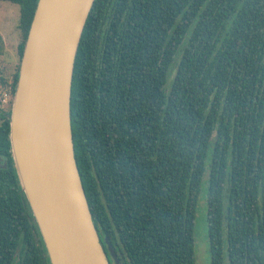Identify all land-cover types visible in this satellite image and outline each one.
I'll list each match as a JSON object with an SVG mask.
<instances>
[{
  "label": "trees",
  "instance_id": "trees-1",
  "mask_svg": "<svg viewBox=\"0 0 264 264\" xmlns=\"http://www.w3.org/2000/svg\"><path fill=\"white\" fill-rule=\"evenodd\" d=\"M0 1L20 6V64L38 0ZM19 64L11 82L0 77L12 96ZM10 111L0 264H49L14 168ZM70 117L95 227L120 264H195L205 175L211 264H264V0H95Z\"/></svg>",
  "mask_w": 264,
  "mask_h": 264
},
{
  "label": "water",
  "instance_id": "water-1",
  "mask_svg": "<svg viewBox=\"0 0 264 264\" xmlns=\"http://www.w3.org/2000/svg\"><path fill=\"white\" fill-rule=\"evenodd\" d=\"M94 1H37L11 105V156L49 264L117 261L92 218L70 117L75 58Z\"/></svg>",
  "mask_w": 264,
  "mask_h": 264
},
{
  "label": "rangeland",
  "instance_id": "rangeland-1",
  "mask_svg": "<svg viewBox=\"0 0 264 264\" xmlns=\"http://www.w3.org/2000/svg\"><path fill=\"white\" fill-rule=\"evenodd\" d=\"M18 4L7 1H0V77L11 82L12 76L19 64L17 46L22 37L18 29L19 23ZM176 62L172 66L170 79L174 74ZM169 82L167 83V86ZM13 96L9 88L4 90L0 87V110L9 111L11 109ZM207 175L201 183L198 204L193 226L195 264H211L208 240L207 223Z\"/></svg>",
  "mask_w": 264,
  "mask_h": 264
},
{
  "label": "flooded vegetation",
  "instance_id": "flooded-vegetation-1",
  "mask_svg": "<svg viewBox=\"0 0 264 264\" xmlns=\"http://www.w3.org/2000/svg\"><path fill=\"white\" fill-rule=\"evenodd\" d=\"M101 239V238H100ZM104 240H105V238L104 239H101V243H102V245L105 247V249H106V245H105V242H104ZM107 255H108V253H107ZM108 259H109V263L110 264H120L118 261H114L109 255H108Z\"/></svg>",
  "mask_w": 264,
  "mask_h": 264
}]
</instances>
